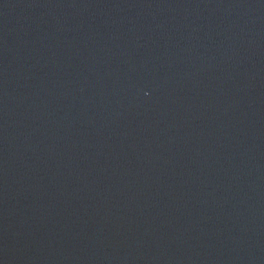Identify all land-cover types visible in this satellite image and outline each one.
<instances>
[{"label": "water", "instance_id": "obj_1", "mask_svg": "<svg viewBox=\"0 0 264 264\" xmlns=\"http://www.w3.org/2000/svg\"><path fill=\"white\" fill-rule=\"evenodd\" d=\"M0 264H264V0H0Z\"/></svg>", "mask_w": 264, "mask_h": 264}]
</instances>
